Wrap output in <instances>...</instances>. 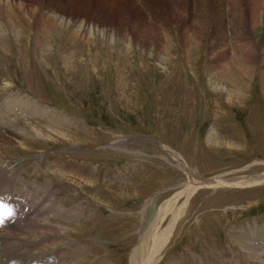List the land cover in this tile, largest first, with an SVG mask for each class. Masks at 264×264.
Returning <instances> with one entry per match:
<instances>
[{"label":"rangeland","instance_id":"374dc122","mask_svg":"<svg viewBox=\"0 0 264 264\" xmlns=\"http://www.w3.org/2000/svg\"><path fill=\"white\" fill-rule=\"evenodd\" d=\"M11 2L0 0V231L29 246L6 250L10 264H131L161 206L184 202L189 174L227 183L194 193L187 230L157 264H264L239 246L261 240L264 185L235 181L264 173V19L247 24L254 58L237 64L250 47L228 20L197 18L194 0ZM225 54L246 94L232 104L211 88ZM211 128L223 146L205 144ZM28 190L34 205L16 216Z\"/></svg>","mask_w":264,"mask_h":264},{"label":"bare ground","instance_id":"6f19581e","mask_svg":"<svg viewBox=\"0 0 264 264\" xmlns=\"http://www.w3.org/2000/svg\"><path fill=\"white\" fill-rule=\"evenodd\" d=\"M13 1L14 0H12V2ZM194 1L197 3V5H199V8H198L199 11H197L196 14H195V16L197 18H201L203 20V19H209V17L212 16L210 18H213V20H214V18L215 19L216 18H222L223 21L228 20L229 26L227 25V27H228V30L230 29L229 32L231 33V39L232 40L233 39H236L237 41L239 39V41L240 40L241 41H244L245 42L244 45H248L250 47L251 53L249 52L248 55H244L242 53L244 56L243 55L240 56L241 54H239L238 57H236V63L237 64H241L240 61H242L243 64L244 63H247V62H252L251 60L254 58L252 56L253 55V53H252L253 51L252 50H253V48H255V46H254V44H253V42L251 40H247L245 38L246 37V34H247V30H248L247 24L248 25L251 24L255 28V27H257L260 24L261 20L264 19V0H227V3L225 2L226 0H194ZM5 2H11V1L10 0H5ZM36 2H37V0H36ZM50 2H52V0H41V3H50ZM212 2L216 5V8H218L217 11L215 10L214 12H212V11H209V10H211L210 8L209 9L205 8L206 4H209L210 5ZM243 6L244 7H247V9H248V14L247 15H245L244 12H243V9H244ZM225 7H226V9H225ZM1 12H3V11H1ZM48 16L50 17V14ZM0 18H1L0 20H2L4 17L3 18L0 17ZM45 18L47 19V17H45ZM55 18H56V16H54V18H52L53 22L56 20ZM61 20L64 21L65 19L62 18ZM7 23H4L3 24V21H1V24H0V41H4L3 40V39H5L4 36H8L9 35V32H7V30H8L7 27L8 26L6 27ZM60 24H61V22H60ZM80 27H84V25L82 24ZM91 30L92 29H90V31ZM4 31H6V32H4ZM13 31H14L15 34H18L17 33L18 32L17 30L15 31V29H13ZM17 36H19V35H16V37ZM225 36L227 37L226 34H225ZM227 39L230 41V39L228 37H227ZM5 41H6V39H5ZM235 47H237V46H235ZM240 52H241V49L239 47H237L235 49V51H234V49L231 50V54L233 56L235 54L240 53ZM228 58H229V55L228 54H225L224 55V59L225 60L219 66V69H222V72L221 73L222 74H225V76L224 77L222 76L223 79H219L218 77H216L215 79L214 78L213 79L211 78L212 81H213V83H212L213 85H211V88L212 89H215V90H218L221 93L224 91L226 93L225 95L227 96L228 102L230 104H232L233 99H234L235 102H239L240 100L243 101V99H245V97H246V94L242 90L241 86H236L235 87V85H234L235 84V81L231 77H230L231 79L229 80V77L228 76H229L230 73H228V70H230V69H229L228 66L232 63V61L230 63V59H228ZM224 81H225V83L226 82L230 83L229 86L230 87H233L235 90L239 91V93H235L234 91H232L230 89V87L224 83ZM244 83L246 84V80L242 84L244 85ZM247 84H248V82H247ZM232 85H234V86H232ZM248 89L249 88H247V90ZM9 103H11V102H9ZM31 108L32 107H30L28 110H31ZM39 111H40V113H43L44 112V110H42V111L39 110ZM252 115L253 114L251 113L250 118H249V120H250L249 121L250 126L254 129V132L255 133H256V131L257 132H262V130L260 129V126H258V121L259 120L256 121L254 118L252 119V117H254ZM59 119L60 118L58 117V120ZM53 122H54V119H53ZM39 132L42 135V132L43 131L42 132L39 131ZM59 133L61 135H63V136L65 135V134H62V132H59ZM42 136H44V134ZM259 136H260V134H259ZM47 138H49V137H47ZM258 140H260V139H258ZM150 142H154V141L151 140ZM156 142L159 143L158 141H156ZM205 144L207 146H209V147H216L217 148L219 146H223L224 145V142H221L220 141V138L218 136V131H216L215 129L211 128L209 130L208 134H207L206 143ZM256 145L257 146L261 145V141H259V142L257 141L256 142ZM74 148L75 149H78V147H75V146H74ZM166 149L173 156L175 155V151L169 149L168 147ZM185 172H187V171H185ZM192 177H194V176H192L191 174H189V181L187 182L185 188L183 187V191L182 192H179V193H181L180 194L181 195L180 197H184V199H183L184 202H182L180 204H174V200L176 198L174 199V197H173V199L170 200L172 202H168V203L163 204L161 206L162 208L159 209L158 215L154 219V221H155L154 224L146 231V234L145 235L143 234L144 237L142 239H140L139 245L136 246L134 248L133 252L131 253V259H130V263L131 264H157L162 259L163 255L171 248V246L174 244V242L176 241V239H178V236L180 235V232H183L184 229L187 230L186 224H188L187 221L189 219L185 220L184 218H185L186 215H189L190 214L191 210L194 207V203L195 202L192 204V207L190 205L191 199H192V196L194 195V193L197 190H200V189H202V188H204L205 186H208V185H210L208 187L213 186V187H216L217 188V186L224 187V185H226V183H227V180L226 179H223V178H214V179H211V180L208 179V181L207 180L206 181H203V180L197 181L198 179L195 180ZM235 181H236V185L238 184V185L244 186V187H246V186H253V185H255V186H257V185H264V173L258 174L257 176H253V175L248 176V177L245 176V178H242V179L236 178ZM92 183H90V184H92ZM234 184L235 183H233V184L231 183V185H234ZM95 185L96 184L94 182L92 186H95ZM236 185H234V186H236ZM24 191L21 192L22 193V196H23L21 199H24V200H18L16 202H17V204L19 203L23 208H24V206H28V210L27 211L29 212L31 210V207L34 205V202H31V201L34 199L33 196H35V195H33L32 193H30L32 191H29V190H28V192H24ZM14 196H13V199L15 198ZM102 201L105 202L107 205H109V203H110L106 199L105 200L103 199ZM51 202L52 201H50V203ZM192 215H193V212H192ZM165 216H167V218H169V221L167 223H163L165 221V219H164ZM18 229H20V228H18ZM6 231H8V230H6ZM177 233H178V235H177ZM183 234H184V232H183ZM258 235L260 236L259 238H261V240H257V241H246V240H243L242 242L239 243V246L240 245H241V247L244 246V247L241 248L240 252L242 253V252H245L246 251L245 253H243L244 254L243 256H245V255H247L249 253H253L255 256H257L259 254L258 256H260V253L261 254L264 253V241H262V240H264V230L262 232H260V230H259ZM17 238H19V237L17 236ZM235 238L237 239L238 237L236 236ZM25 242H27V240ZM38 242H40V241H38ZM34 243H37V242H34ZM56 243H57V241H56ZM26 244H24V243L16 240L14 238V236L12 235L11 231L8 232V233H6V234H3V232L0 231V264H10V259L3 254V253L6 252V250H8V251L10 250V254H12V252L15 250L16 247H18V248L19 247H22L23 248V247H28L29 246V245L27 246ZM33 247H35V246L32 245V248ZM2 248H4V249H2ZM33 249H32V251H33ZM60 251H62V250H60ZM27 255H29V254H27ZM61 259L63 260V257ZM260 259H261V257H260Z\"/></svg>","mask_w":264,"mask_h":264}]
</instances>
